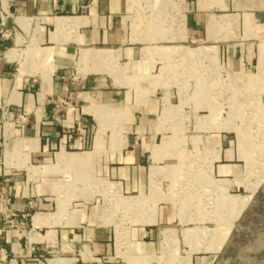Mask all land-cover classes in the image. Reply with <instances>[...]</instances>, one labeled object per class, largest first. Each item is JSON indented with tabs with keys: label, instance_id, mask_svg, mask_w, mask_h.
<instances>
[{
	"label": "crops",
	"instance_id": "obj_1",
	"mask_svg": "<svg viewBox=\"0 0 264 264\" xmlns=\"http://www.w3.org/2000/svg\"><path fill=\"white\" fill-rule=\"evenodd\" d=\"M237 5L251 10L243 19L246 32L264 26V0ZM225 6L221 0H0V24L15 34L0 38V185L7 187L16 222L25 224L8 229L0 220V264L114 260V223L100 224L93 202L99 181L117 187L130 220L139 214L124 226L131 261L178 264L162 247L177 226L205 220L211 211L181 210L180 216L171 203L157 201L153 210H134L145 198L150 164L172 145L163 137L169 133L164 83L150 72L174 71L179 44L194 38L234 61L239 48H226ZM58 99L68 100L59 112L52 104ZM223 157L214 176L210 165L206 182L234 209L224 215H236L242 197L232 193L245 185L242 154L232 160L225 151ZM197 229L207 230L191 228ZM218 229L214 241L192 242L183 261L212 263L225 226ZM197 247L210 253L196 254Z\"/></svg>",
	"mask_w": 264,
	"mask_h": 264
},
{
	"label": "rangeland",
	"instance_id": "obj_2",
	"mask_svg": "<svg viewBox=\"0 0 264 264\" xmlns=\"http://www.w3.org/2000/svg\"><path fill=\"white\" fill-rule=\"evenodd\" d=\"M221 1L226 2L222 12L228 20L226 48H239L235 62L226 52L208 48L203 38H194L179 44L178 56L171 64L174 71L150 72L164 83V102L169 108L164 110L162 106V115L167 116L164 121L169 123V133L163 137L172 145L162 160L150 164L145 198L134 210H153L157 201L171 203L180 216L181 210L211 211L205 220L177 226L172 240L162 247V253L177 257L178 264H186L183 260L189 257L192 242H212L214 234L219 236L218 228L224 226L218 253L208 264H264V26L253 33L246 32L243 19L251 10L237 5L240 0ZM183 8L177 6L179 27ZM210 13L218 12L212 9ZM175 141L180 145L176 151ZM225 151L232 160L242 154L245 185L232 193L242 197L236 215H224L223 210L234 209L226 207L212 182H206L210 165L214 176V168L223 160ZM154 168L157 174L151 176ZM247 171H252L249 178ZM167 182L168 193L163 192ZM97 187L100 193L93 202L98 203L99 223L113 222L117 237L115 257L109 264H137L131 261L125 239L129 231L124 226L130 221L133 224L139 214L132 215V220L123 214L122 194L116 186L99 181ZM194 226L207 230H191ZM194 250L202 256L210 253L201 247Z\"/></svg>",
	"mask_w": 264,
	"mask_h": 264
},
{
	"label": "built area",
	"instance_id": "obj_3",
	"mask_svg": "<svg viewBox=\"0 0 264 264\" xmlns=\"http://www.w3.org/2000/svg\"><path fill=\"white\" fill-rule=\"evenodd\" d=\"M15 37V34L9 29L4 28L0 24V38L4 40H11ZM1 58V55H0ZM56 111H61L68 105V100L58 99L52 102ZM0 220H2L3 225L8 229H16L18 227H24V222H16L13 215L12 203L9 198L7 187L4 184L0 185ZM29 252H35V248H28Z\"/></svg>",
	"mask_w": 264,
	"mask_h": 264
}]
</instances>
